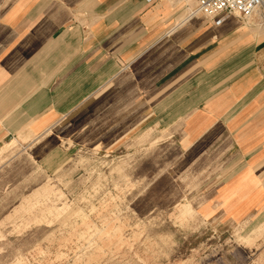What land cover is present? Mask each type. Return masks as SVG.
Returning <instances> with one entry per match:
<instances>
[{"label": "crops", "instance_id": "1", "mask_svg": "<svg viewBox=\"0 0 264 264\" xmlns=\"http://www.w3.org/2000/svg\"><path fill=\"white\" fill-rule=\"evenodd\" d=\"M189 11L185 0H0V145L44 158L176 131L198 152L223 145L234 173L264 188V31Z\"/></svg>", "mask_w": 264, "mask_h": 264}, {"label": "rangeland", "instance_id": "2", "mask_svg": "<svg viewBox=\"0 0 264 264\" xmlns=\"http://www.w3.org/2000/svg\"><path fill=\"white\" fill-rule=\"evenodd\" d=\"M184 139L145 131L44 158L15 141L0 155V264H264V188L223 145Z\"/></svg>", "mask_w": 264, "mask_h": 264}, {"label": "built area", "instance_id": "3", "mask_svg": "<svg viewBox=\"0 0 264 264\" xmlns=\"http://www.w3.org/2000/svg\"><path fill=\"white\" fill-rule=\"evenodd\" d=\"M185 7L191 8L189 18L198 15L215 25L230 17L242 22L256 18L259 24H264V0H185Z\"/></svg>", "mask_w": 264, "mask_h": 264}, {"label": "bare ground", "instance_id": "4", "mask_svg": "<svg viewBox=\"0 0 264 264\" xmlns=\"http://www.w3.org/2000/svg\"><path fill=\"white\" fill-rule=\"evenodd\" d=\"M198 16V15H197ZM258 26L261 28V30H263L264 31V24H259L258 23ZM15 143L14 142H12V143H8V144H4L3 145V147L2 148H0V155L2 154V153H4L8 148H10L12 145H14ZM178 207V212L180 213V216L181 217H185V216H187V215H189L190 214V212H189V209H188V207L186 206V205H180V206H177ZM175 210H176V208H175ZM107 235V234H106ZM114 235V234H113ZM116 244V243H115ZM80 253V252H79ZM62 255V254H61ZM78 256V255H77ZM80 257H82V255L80 256ZM76 260V259H75ZM21 263V262H20ZM71 264V263H70Z\"/></svg>", "mask_w": 264, "mask_h": 264}]
</instances>
